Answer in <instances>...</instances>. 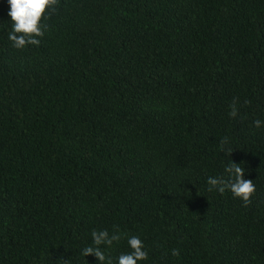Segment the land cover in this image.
<instances>
[{
    "label": "trees",
    "instance_id": "1",
    "mask_svg": "<svg viewBox=\"0 0 264 264\" xmlns=\"http://www.w3.org/2000/svg\"><path fill=\"white\" fill-rule=\"evenodd\" d=\"M8 11L0 264H99L81 249L105 229L114 261L136 235L138 264H264V0H60L23 50ZM225 137L255 184L246 207L208 191Z\"/></svg>",
    "mask_w": 264,
    "mask_h": 264
},
{
    "label": "clouds",
    "instance_id": "2",
    "mask_svg": "<svg viewBox=\"0 0 264 264\" xmlns=\"http://www.w3.org/2000/svg\"><path fill=\"white\" fill-rule=\"evenodd\" d=\"M60 0H7L9 11L7 15L11 18V31L8 34V39L17 50H23L27 46H39L49 25L42 23L46 17L50 18L57 11ZM245 103H248L245 101ZM230 117L235 118L238 115L237 101L234 100L230 105ZM253 125L256 128L264 126V121L254 120ZM222 152L230 160V163L225 166V175L219 177H209L207 179L208 191H218L223 194L225 191H230L232 195L243 201L244 206L251 203V197L255 193L256 188L253 180L245 179V168L231 160L232 151L227 145L229 140L225 137L220 141ZM92 246H86L81 249V255L87 257L94 255L99 264H138L139 261L148 259V252L145 250L143 241L136 235L127 237V244L130 247V252L119 254L113 260L110 254H107L102 245L111 247L114 242H119L121 234L117 230L111 235L105 230H93ZM173 256H179V249H173ZM68 264V261H64Z\"/></svg>",
    "mask_w": 264,
    "mask_h": 264
}]
</instances>
